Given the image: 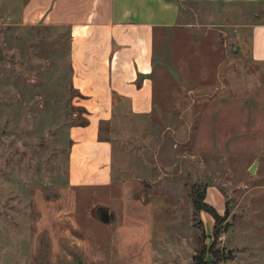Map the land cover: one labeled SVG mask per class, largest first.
Returning a JSON list of instances; mask_svg holds the SVG:
<instances>
[{"label":"rangeland","instance_id":"rangeland-1","mask_svg":"<svg viewBox=\"0 0 264 264\" xmlns=\"http://www.w3.org/2000/svg\"><path fill=\"white\" fill-rule=\"evenodd\" d=\"M29 2L0 0V264H264V65L233 28L160 34L152 112L104 129L110 185L73 187L69 32L24 23Z\"/></svg>","mask_w":264,"mask_h":264},{"label":"crops","instance_id":"crops-1","mask_svg":"<svg viewBox=\"0 0 264 264\" xmlns=\"http://www.w3.org/2000/svg\"><path fill=\"white\" fill-rule=\"evenodd\" d=\"M244 10V11H243ZM23 22L67 28L74 105L86 125L69 129L68 180L73 187L112 182L113 142L100 124L153 110L160 34L191 26H229L240 48L264 65V0H30ZM193 21H195L193 23ZM120 112V113H119Z\"/></svg>","mask_w":264,"mask_h":264},{"label":"trees","instance_id":"trees-1","mask_svg":"<svg viewBox=\"0 0 264 264\" xmlns=\"http://www.w3.org/2000/svg\"><path fill=\"white\" fill-rule=\"evenodd\" d=\"M74 93H75V95H78L77 92L74 91ZM81 111H82V109H81ZM79 125L84 126V125H86V122H82ZM108 128L109 127L107 124H105V123L100 124L99 140H105L108 138L107 136H105L103 134L104 129H108ZM191 198H193V208H194L195 213H198L200 211L205 210V212L210 214V216H212V218L214 220H217L218 215H217L216 211L213 208L209 209L208 207L203 206V195H201L199 193V191H192L191 192ZM208 256H209V258H208ZM227 259H228L227 257H225L223 255H219L218 253L212 252V250L210 249L208 251H201V253L196 254L193 257V264H220L221 262H223Z\"/></svg>","mask_w":264,"mask_h":264},{"label":"water","instance_id":"water-1","mask_svg":"<svg viewBox=\"0 0 264 264\" xmlns=\"http://www.w3.org/2000/svg\"><path fill=\"white\" fill-rule=\"evenodd\" d=\"M255 170V164L251 167L250 171L253 172Z\"/></svg>","mask_w":264,"mask_h":264}]
</instances>
